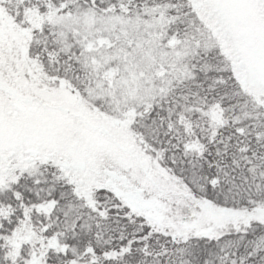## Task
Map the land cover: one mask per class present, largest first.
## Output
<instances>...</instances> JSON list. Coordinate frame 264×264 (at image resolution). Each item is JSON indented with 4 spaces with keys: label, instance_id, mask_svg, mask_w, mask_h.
Here are the masks:
<instances>
[{
    "label": "snow or ice",
    "instance_id": "snow-or-ice-1",
    "mask_svg": "<svg viewBox=\"0 0 264 264\" xmlns=\"http://www.w3.org/2000/svg\"><path fill=\"white\" fill-rule=\"evenodd\" d=\"M0 264H264V0H0Z\"/></svg>",
    "mask_w": 264,
    "mask_h": 264
}]
</instances>
